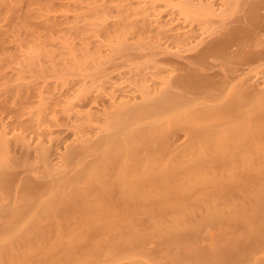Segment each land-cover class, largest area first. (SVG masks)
Here are the masks:
<instances>
[{
  "label": "bare ground",
  "instance_id": "obj_1",
  "mask_svg": "<svg viewBox=\"0 0 264 264\" xmlns=\"http://www.w3.org/2000/svg\"><path fill=\"white\" fill-rule=\"evenodd\" d=\"M250 1L258 16L264 0ZM248 35L237 26L213 48L224 53ZM199 76L109 113L105 129L64 158L74 165L70 175L43 152L45 179L26 181L18 202L0 208V264H241L260 250L264 89L226 92ZM180 129L188 140L172 146ZM5 169L3 181H11ZM221 225H241L244 235L198 243L204 229ZM21 233L32 237L23 243Z\"/></svg>",
  "mask_w": 264,
  "mask_h": 264
},
{
  "label": "rangeland",
  "instance_id": "obj_2",
  "mask_svg": "<svg viewBox=\"0 0 264 264\" xmlns=\"http://www.w3.org/2000/svg\"><path fill=\"white\" fill-rule=\"evenodd\" d=\"M250 7V0H0V208L18 202L26 181L45 179L43 152L72 174L64 158L105 129L109 113L145 93L178 91L182 76L200 75L226 92L264 89V1L258 16ZM237 26L249 37L215 50ZM187 136L172 131V146ZM2 167L13 171L11 181ZM241 227H207L197 240L212 247L242 238ZM21 234L23 243L32 237ZM241 264H264V244Z\"/></svg>",
  "mask_w": 264,
  "mask_h": 264
}]
</instances>
